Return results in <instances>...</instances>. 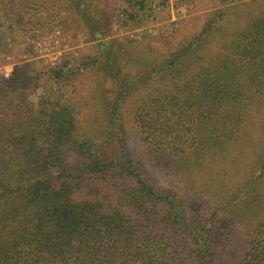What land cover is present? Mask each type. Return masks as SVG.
Listing matches in <instances>:
<instances>
[{
	"label": "trees",
	"instance_id": "obj_1",
	"mask_svg": "<svg viewBox=\"0 0 264 264\" xmlns=\"http://www.w3.org/2000/svg\"><path fill=\"white\" fill-rule=\"evenodd\" d=\"M231 3L100 75L94 127L73 99L0 80V264H264V7Z\"/></svg>",
	"mask_w": 264,
	"mask_h": 264
},
{
	"label": "rangeland",
	"instance_id": "obj_2",
	"mask_svg": "<svg viewBox=\"0 0 264 264\" xmlns=\"http://www.w3.org/2000/svg\"><path fill=\"white\" fill-rule=\"evenodd\" d=\"M24 1L27 14L20 19ZM133 1L79 0L72 11L69 0H0V80L13 75L27 86L24 93L34 90L41 96L47 92L71 98L80 111V123L94 127L87 116L96 113L109 89L100 75L113 66H121L124 73L140 60L166 56L198 33L209 13L241 4L153 0L136 20L126 22L119 13L132 11L128 4ZM244 3L237 9L250 17L264 7V0ZM76 9L86 15L85 20ZM56 71L67 75V80L52 79Z\"/></svg>",
	"mask_w": 264,
	"mask_h": 264
}]
</instances>
